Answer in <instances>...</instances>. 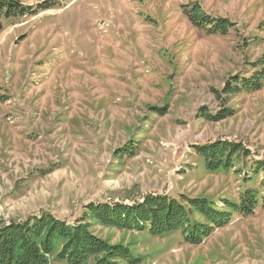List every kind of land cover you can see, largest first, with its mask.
<instances>
[{
  "label": "rangeland",
  "instance_id": "374dc122",
  "mask_svg": "<svg viewBox=\"0 0 264 264\" xmlns=\"http://www.w3.org/2000/svg\"><path fill=\"white\" fill-rule=\"evenodd\" d=\"M16 1L28 11L0 32V226L43 214L86 224L126 250L110 264H264V76L223 91L264 71V0ZM195 5L227 32L195 27ZM216 141L249 154L212 171L194 146ZM248 189L253 213L224 206ZM149 194L212 201L229 222L194 245L181 228L153 235L85 215ZM61 246L46 264H107L59 258Z\"/></svg>",
  "mask_w": 264,
  "mask_h": 264
},
{
  "label": "trees",
  "instance_id": "16d2710c",
  "mask_svg": "<svg viewBox=\"0 0 264 264\" xmlns=\"http://www.w3.org/2000/svg\"><path fill=\"white\" fill-rule=\"evenodd\" d=\"M27 11V7L16 0H0V32L2 19L21 16ZM185 12L195 27L204 29L208 33L227 32L229 27L227 21L224 19L213 21L197 5ZM263 73V70L256 71L249 80L235 77L231 80L232 83L227 82L223 91L259 89L262 86L260 82ZM226 113L228 111L225 110L215 116H208V113H205V116L211 120H218L226 117ZM194 149L203 156L206 167L212 171L229 166L232 156L249 154L241 144L227 141L194 146ZM181 198L183 200L178 201L169 195L149 194L130 205L121 202L88 204L85 211L87 214H83L98 219L104 224L137 231L147 230L153 235L169 233L181 228L184 240L194 245L200 244L214 228L222 227L229 222L230 213L217 209L212 201ZM257 202L255 192L248 189L241 195L239 204L224 201V206L244 214H251ZM262 205L264 206V196ZM194 213L203 220L193 219ZM55 241H62L61 249L56 256L76 259L75 262L89 259L91 255H96L97 263L107 264L115 262L111 261L114 255L129 258L122 247L110 246L107 242L95 238L88 231L86 224L71 225L50 214H43L0 226V264H46V255L51 253Z\"/></svg>",
  "mask_w": 264,
  "mask_h": 264
}]
</instances>
